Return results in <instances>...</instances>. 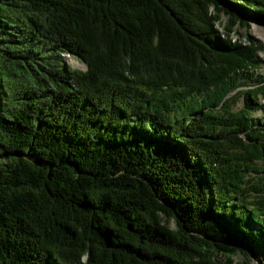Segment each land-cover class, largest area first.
Instances as JSON below:
<instances>
[{
  "label": "trees",
  "instance_id": "16d2710c",
  "mask_svg": "<svg viewBox=\"0 0 264 264\" xmlns=\"http://www.w3.org/2000/svg\"><path fill=\"white\" fill-rule=\"evenodd\" d=\"M252 20L264 0H0V264L264 255Z\"/></svg>",
  "mask_w": 264,
  "mask_h": 264
},
{
  "label": "rangeland",
  "instance_id": "374dc122",
  "mask_svg": "<svg viewBox=\"0 0 264 264\" xmlns=\"http://www.w3.org/2000/svg\"><path fill=\"white\" fill-rule=\"evenodd\" d=\"M253 23H254V25L252 26V28H253L254 33L256 35H258L261 39L264 40V23L261 22V21H258V20H256V21L255 20H252V23L251 24H253ZM259 53L262 54V55H264V50H261V52H259ZM68 59H69L68 62L71 63L72 65H77L78 67H83V68L86 67V65L83 62H81L76 57H68ZM262 70H264V67L262 68ZM257 114L260 115L261 112H258ZM170 223L172 225H174V222L173 221H170ZM252 255H253V259H252V261H251L250 264H264V255H260V256L254 255V254H252ZM243 260H244L243 255L239 254L236 257V261L234 262V264H244Z\"/></svg>",
  "mask_w": 264,
  "mask_h": 264
}]
</instances>
